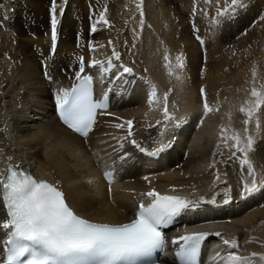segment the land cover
Listing matches in <instances>:
<instances>
[{
	"label": "bare ground",
	"instance_id": "6f19581e",
	"mask_svg": "<svg viewBox=\"0 0 264 264\" xmlns=\"http://www.w3.org/2000/svg\"><path fill=\"white\" fill-rule=\"evenodd\" d=\"M17 1L0 0V177L5 163L23 166L37 179L55 185L76 214L110 224L128 221L133 205L149 199L145 194L152 190L196 194L197 204L207 196L213 199L223 194L217 203L230 198V204L218 209L199 205L196 211L184 212L178 218L182 225L175 230L226 231L221 242L202 245L203 264H236L229 261L230 254L248 264H264V188L242 196L245 183L251 185L253 177L247 166L242 168L243 154L233 156L235 148L226 146L221 138L222 128L228 136L235 132L243 137L247 127L255 141V150L248 158L257 184L264 181V105L247 125L244 121L248 117L240 111L254 99L253 88L264 93V0H255L254 4V0H243L246 11L238 8L235 14L241 12L240 19L233 22L231 16L217 17L218 8L222 10L231 0H102L98 5V0H92L86 2L88 21L72 14L77 10L70 0L59 4L49 0L55 12L48 11L46 35L32 39L22 35L24 28L13 18L12 7ZM20 8L22 20L35 25L26 5L20 3ZM56 14L58 42L48 56L47 32L52 35ZM101 14L108 20L107 25ZM76 32L84 39V49L81 42L74 44ZM196 37L202 41L203 51ZM113 51L119 54V60ZM73 54L81 55L88 66L93 61L104 66L111 61L113 71L126 64L155 86L158 102L148 103L151 90L142 97L137 91L133 94L126 90L114 111L96 119L87 138L75 136L56 121L51 100L56 85L65 81L61 71L71 75L68 68ZM165 55L169 61H165ZM179 62L183 69L177 67ZM166 93L168 111L174 117L170 121L163 116ZM205 100L213 109L207 115ZM28 110L40 120L32 128L27 125ZM179 112L189 116V122L177 128L182 116ZM208 119L213 124L207 125ZM129 120L133 133L130 137L125 123ZM165 130L167 136H162ZM192 135L202 136V142L190 141ZM133 140L144 149L169 141L172 147L153 162L156 170L151 169L147 179L140 178L143 173L139 160V165L129 168L119 182L104 184L99 174L102 157L109 147H123ZM211 214H219L222 221L201 220ZM192 217L204 224L188 222ZM0 221H5L1 203ZM3 232L0 227V237ZM224 240L235 241L238 247L231 246L233 250L228 253ZM161 264L171 263L165 259Z\"/></svg>",
	"mask_w": 264,
	"mask_h": 264
},
{
	"label": "snow or ice",
	"instance_id": "6c2138e0",
	"mask_svg": "<svg viewBox=\"0 0 264 264\" xmlns=\"http://www.w3.org/2000/svg\"><path fill=\"white\" fill-rule=\"evenodd\" d=\"M243 7V0H231V4L226 3L222 10L218 8L217 17H230L238 8ZM54 12L55 8H53ZM101 20L105 25L109 23L103 14H101ZM56 23L55 15H53V48L56 41ZM92 31H96L95 25ZM113 55L119 60L118 53L113 51ZM164 59L169 61L167 55ZM177 61H180V57H177ZM91 66H99L102 71L112 67L111 61L108 62L107 69L99 61H93ZM169 66L170 64H166V67ZM121 67L123 73L132 75L131 68L122 65ZM177 67L183 69V63L179 62ZM83 71V58H81L80 72ZM169 74L172 75V72L169 71ZM77 78L79 82L71 90L57 92L56 104L67 127L87 138L96 122L98 110L106 109L107 105L94 101L91 77L78 75ZM114 79L119 80L120 75ZM201 93L203 94V89ZM251 96L254 99L250 106L240 109L248 117L244 121L245 125L264 105V93L253 88ZM156 97L157 90L153 85L148 103L151 105L156 101ZM167 98L166 93L163 99V116L166 121H170L174 117L168 111ZM212 111L213 109L205 100V115ZM125 123L130 137L133 134L132 121ZM157 123L159 124L160 121ZM123 126L117 125L118 128ZM175 127L179 128L180 124L176 123ZM257 129H259L258 124ZM244 132L243 137L235 132L228 136L227 130L222 128L221 138L226 146L235 148L233 156L237 152L243 154L241 165L247 166L248 174L253 179L251 185L245 183L242 196H250L264 188V181L257 184L253 166L248 158L249 153L255 150V141L248 134L247 127ZM161 135L163 136L164 133ZM229 141L232 143L229 144ZM132 143L141 152H146V149L135 140ZM171 146V141L167 144L162 143L157 150L147 154L156 156ZM112 177L113 174L110 172L105 174L109 183L112 182ZM145 195L151 199V203L148 206L141 203L135 213V219L131 222L119 224L93 222L76 214L66 202L64 194L54 185L46 181H37L31 174L9 167L7 175L0 178V196L7 212V220L0 221V227L6 230L7 235L4 241L6 257L0 264H151L152 254L162 249L165 243L161 228L170 224L186 210L190 202L177 196L161 195L155 190ZM207 235V233H196L180 237L183 245L177 255L189 259L194 257ZM223 243L228 245L230 242L224 240ZM231 246L238 247L235 241L231 242ZM229 261L236 264H248L240 256L232 254L229 256Z\"/></svg>",
	"mask_w": 264,
	"mask_h": 264
},
{
	"label": "rangeland",
	"instance_id": "374dc122",
	"mask_svg": "<svg viewBox=\"0 0 264 264\" xmlns=\"http://www.w3.org/2000/svg\"><path fill=\"white\" fill-rule=\"evenodd\" d=\"M57 4L61 3L63 0H55ZM73 4V7L75 10L74 13L72 14H79V18L80 20H87V16H88V12H87V7H86V2H92V0H70ZM102 0H98L96 2V4L98 5V2ZM95 2V1H94ZM254 2L256 3V1H252V4H254ZM20 3H24L27 7V13L29 12L31 16L34 17V21H35V25H31L28 22H25L22 20V16H21V8H20ZM245 6H247V4H245ZM8 8V7H7ZM245 7L241 8L243 9V12L246 11V9H244ZM12 12L13 13V18L18 21L20 23V25H22V27L24 28V31L22 32V35L25 36V38H34L35 36L37 37H42V32L46 31L45 28V24L47 20H49V13L48 11H50L51 9L53 10V7L51 5H49V0H18L16 3H14L13 7H12ZM9 9H7L8 11ZM24 11V9H23ZM10 12V13H12ZM25 13V14H27ZM67 13V12H65ZM64 13V14H65ZM240 13L241 12H237V14H234L230 17V19L233 21H238L240 19ZM64 16V15H63ZM239 16V17H237ZM56 21L59 20V15L57 16L56 14ZM63 19V18H62ZM234 19V20H233ZM14 21V20H12ZM88 21V20H87ZM234 26V25H232ZM67 29V27H65V30ZM67 30H70L67 29ZM236 28H233V32H235ZM220 31V30H219ZM73 32V31H71ZM92 37V36H91ZM110 38V37H108ZM90 39V38H89ZM33 109V108H31ZM35 114V112H33L32 110H28L25 113V116H27V120L29 121V123H27V125L29 127H33L32 125H37V123H40V120H36L34 119L35 117H33ZM209 120V119H208ZM211 119L209 121H207V125L209 124H213V122L211 123ZM224 129V128H223ZM196 137V138H195ZM199 137H197V135H192V138L189 139L190 141H193L194 139L198 142H200L202 140V136L198 139ZM207 138V137H204ZM260 140V139H259ZM202 142V141H201ZM261 197V196H260ZM108 198H110V194L108 195ZM230 204V203H229ZM241 232V231H240ZM223 236V235H222ZM223 238V237H222Z\"/></svg>",
	"mask_w": 264,
	"mask_h": 264
}]
</instances>
